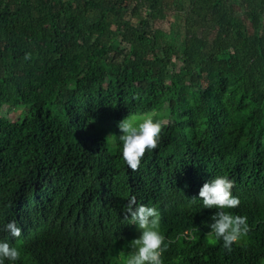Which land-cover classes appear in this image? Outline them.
<instances>
[{
  "label": "trees",
  "instance_id": "obj_1",
  "mask_svg": "<svg viewBox=\"0 0 264 264\" xmlns=\"http://www.w3.org/2000/svg\"><path fill=\"white\" fill-rule=\"evenodd\" d=\"M146 115L167 123L132 172L118 123ZM216 176L250 229L231 251L199 198ZM133 195L161 212L163 264H264V0H0L5 264H123Z\"/></svg>",
  "mask_w": 264,
  "mask_h": 264
},
{
  "label": "clouds",
  "instance_id": "obj_2",
  "mask_svg": "<svg viewBox=\"0 0 264 264\" xmlns=\"http://www.w3.org/2000/svg\"><path fill=\"white\" fill-rule=\"evenodd\" d=\"M24 59H32L31 53H26ZM167 121L156 119L153 115H146L142 119L125 118L118 123L122 133L121 155L124 163L132 171L140 168L141 161L148 152L156 150L161 142V134ZM235 182L226 176H216L205 182L199 190V198L203 207L215 209L211 216L210 229L213 242H223L226 251L238 243L250 230L247 217L235 215L231 211L238 208L240 199L233 195ZM193 197L191 200L195 201ZM161 212L154 206L138 203L136 197L131 196L124 208L123 220L135 224L140 232L138 238L129 242V251L125 255L123 264H163V254L167 251L165 236L160 231ZM4 230L12 237L22 235V229L16 221L8 222ZM21 253L7 241L0 240V264L5 260L17 261Z\"/></svg>",
  "mask_w": 264,
  "mask_h": 264
},
{
  "label": "rangeland",
  "instance_id": "obj_3",
  "mask_svg": "<svg viewBox=\"0 0 264 264\" xmlns=\"http://www.w3.org/2000/svg\"><path fill=\"white\" fill-rule=\"evenodd\" d=\"M177 19V18H176ZM176 19L174 17H168L166 18V21H169L171 23V26L170 24H166V23H163L162 26H161V30L164 31L165 33L161 34V37L167 41H169V38H171L172 34V30L174 29V23H176ZM170 30V31H169ZM169 37V38H168ZM12 116V115H11ZM11 118V117H10ZM12 120H15V116H12L11 118ZM142 119V118H140Z\"/></svg>",
  "mask_w": 264,
  "mask_h": 264
}]
</instances>
